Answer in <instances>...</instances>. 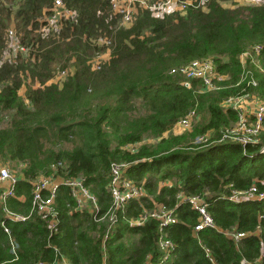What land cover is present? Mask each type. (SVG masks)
Here are the masks:
<instances>
[{"label": "trees", "instance_id": "16d2710c", "mask_svg": "<svg viewBox=\"0 0 264 264\" xmlns=\"http://www.w3.org/2000/svg\"><path fill=\"white\" fill-rule=\"evenodd\" d=\"M62 1L75 17L61 24L56 39L44 40L35 29L52 0H0V54L9 27L20 44L35 49L26 58L17 52L12 61L0 63V163L22 165L6 207L28 214L31 181L55 170L83 178L100 216L111 204L106 183L113 161L126 162L124 175L145 195L126 201L108 225L93 221L86 210H73V199L59 186L52 230L34 212L23 221L11 220L0 207V221L16 243L12 253L0 226V264L59 257L67 264H264V196L229 198L232 190L251 185L255 194L263 191L264 122L255 144L218 141L237 120L235 109L220 107L223 100L254 94L264 102V48L253 60H240L250 46L264 43V2L224 7L219 0H203L202 7L162 18L138 10L132 25L123 28L108 0ZM98 35L109 37L112 48L101 67L90 70L87 62L100 49L91 40ZM203 58L226 75L214 90H195L196 80L185 88L182 77L170 73ZM70 60L73 69L65 80L44 84L55 67ZM27 77L40 86L25 83ZM191 108L199 115L195 124L169 135ZM201 135L206 144L194 143ZM145 138L154 141L144 143ZM188 196L204 200L213 227L193 232L198 215L183 198ZM157 204L175 218L161 230L172 244L164 260L156 245L157 221L130 223ZM225 231L244 235L233 240Z\"/></svg>", "mask_w": 264, "mask_h": 264}, {"label": "built area", "instance_id": "2783aa9c", "mask_svg": "<svg viewBox=\"0 0 264 264\" xmlns=\"http://www.w3.org/2000/svg\"><path fill=\"white\" fill-rule=\"evenodd\" d=\"M241 1L243 3L240 2L239 4H236L248 5L264 2V0ZM108 4L110 11L117 18V26L123 28L129 27L133 23L138 10H147L151 16L162 18L163 16L173 12H183L189 6H204L203 0H108ZM74 17L75 11L66 7L62 0H52L47 11H44L43 15L38 19V29L42 33H46L48 30L52 29L57 32L58 28L64 21L73 19ZM17 40L18 37L16 35V31L11 27L7 28L4 33V48L1 54H7L8 51H10L12 54H16L17 52L24 53L28 47L20 44L19 40ZM91 41L95 45H102L104 47H107V45L110 44L109 37L104 35H98ZM262 48H264V43H256L250 46L249 51L242 54H248V56L253 60V56L258 54ZM1 61L2 60L0 58V63ZM90 68L91 70L99 69L100 61H93ZM60 72L61 74L64 73L63 70ZM170 73L181 76L184 80L180 81L179 83L185 88L191 87V80L198 81L200 83V88L198 91L214 90L218 87L219 82L225 80L226 78L225 74L219 73L215 70L213 62L210 58L192 59L185 64L171 68ZM249 82L250 84L254 85V81L252 79L249 80ZM244 96L247 95L228 97L222 102L228 101L232 98L239 99ZM251 96L253 107L249 114H240L237 108L231 106H221L223 109H235L237 111V120L235 122L236 124L234 123V127L233 124L231 127L223 131L218 141L228 139L241 145L255 144L259 142V136L263 130L264 102H262L255 95ZM197 118L198 113L196 112L195 108H191L183 116L178 118L172 127L188 130L191 121L193 119L197 120ZM206 141V135L196 136L194 138V143L197 144L204 145L206 144ZM260 149L261 151H264V140ZM57 164L61 166L59 162ZM126 166L127 164L124 161H113L109 164L106 190L111 197V204L109 208L105 210L100 216H96V211L98 209L97 199L89 191L87 186L84 185L83 178L81 176H65L63 174L56 173L55 170H53L47 176H40L31 181V199L30 210L28 214L24 215L10 211L6 207L5 202L9 196H13L14 184L18 177L12 174V172H10L6 167H0V207L2 214L7 219L23 221L30 215V213L34 212L40 219L45 221L48 228L52 230L56 222L54 197L58 187L63 186L66 187L69 196L74 201L73 210H86L92 214L93 221L98 222L107 220L108 225H111L114 222V212L116 210L120 209L126 201L130 199H137L145 194V191L140 184H136L124 175ZM261 184L263 186V191L260 193L255 194L256 188L254 185H251L247 190H232L229 198L235 199L239 197L247 198L253 196L256 198L262 197L264 196V180L261 181ZM183 198L188 201L190 207L194 209L198 215L197 222L192 227L193 232L204 227H213V222L206 211L204 200L201 197L188 196ZM146 217H152L157 221L159 235L156 238V245L162 253L161 258L164 260L172 249V244L169 242V240L162 236L161 230L167 224L175 221L174 215H172L170 209H165L161 205H156L155 208L147 211L141 217L130 220V223L140 224ZM0 226L2 227L3 232L8 235L9 250L13 253L16 249V243L9 236V229L5 226V224H3L2 221H0ZM226 234L233 240H236L244 235L242 232H230ZM35 264H67V262L63 257H59L53 262H37Z\"/></svg>", "mask_w": 264, "mask_h": 264}, {"label": "rangeland", "instance_id": "374dc122", "mask_svg": "<svg viewBox=\"0 0 264 264\" xmlns=\"http://www.w3.org/2000/svg\"><path fill=\"white\" fill-rule=\"evenodd\" d=\"M240 2L243 3L241 0H219V3L222 6H224V7L233 6L232 5L233 3H238L239 4ZM35 33L36 34H39V36L41 38H44V40H45L46 38H49V37L50 38H52V37L55 38V33L56 32H55V30L52 29V30H48L46 33H42L37 28V29H35ZM16 35L18 37V34L17 33H16ZM97 47L100 48L98 51H96L98 54L95 52L96 54L94 53L93 56L91 57V59L88 60L89 63L88 62L87 63L89 64V66H91V63L93 61L99 60L100 61V67H101V65L105 62L104 60H107L108 55L111 52L112 41L110 39V44H108L107 47H104L102 45H97ZM29 50H31L32 52L35 51L34 48H31V47L28 46V48H26V50H25L24 53H20L21 56L23 58H26L25 56H27ZM99 53H101V54H99ZM15 56H16V54H12V53H10V51H8L7 54H0V58L2 60L1 63L3 61H7V60L8 61H12L15 58ZM247 56H248V54H246V53L245 54H242L240 56V60H241L242 63H244V61H245V59H246ZM72 69H73V66H71V60L68 61L67 62V65H65L64 67H61V68L60 67H55V70H54V72L52 74L51 80L46 81L44 84H47L49 82H54V83H57V84L61 83L63 80H65L67 74ZM61 70L64 71L63 74H61V72H60ZM90 70H91V68H90ZM182 80H184V79L181 78L180 81H182ZM25 83L30 84V85H32V87H35V88L38 87V86H40L37 81L31 82V79L28 78V77H27V79L25 78ZM199 88L200 87H199V84H198V81H197L196 85H194V89L195 90H198ZM24 91H25V86L24 85H21V87L18 89V95L22 96L23 93H24ZM251 95L254 96V94H248L247 96L241 97L239 99H237V98L229 99L228 101L222 102L220 104V107L221 106L222 107H227V106L229 107V106H231V107L237 108L239 110V113L240 114H242V113L249 114L252 111V107H253L252 96ZM198 117H199V115H198ZM5 120H6V117H5ZM196 121L197 120H194V119L191 121V124H190V127L188 128V130H190L191 126L193 124H195ZM235 124L233 125V127L235 126ZM188 130H182V129L178 128V127H172L169 130V133L168 132L167 133L169 135H180V134H182V133H184V132H186ZM167 133H164V134L166 135ZM153 141L154 140H150L148 138H145L143 140L144 143H151ZM133 146H135V145H128L127 148L132 149ZM0 167H6L10 172H12V174H14L15 176L18 177V176H20V170L22 168V165L20 163L17 164V163H14V162L11 163V162H7L6 161L4 163H0Z\"/></svg>", "mask_w": 264, "mask_h": 264}, {"label": "crops", "instance_id": "0c3cea01", "mask_svg": "<svg viewBox=\"0 0 264 264\" xmlns=\"http://www.w3.org/2000/svg\"><path fill=\"white\" fill-rule=\"evenodd\" d=\"M163 135H165V134H163ZM87 188H88V187H87ZM89 191H90V190H89ZM144 195H145V194H144ZM179 197H181V195H179ZM251 198H256V197L253 196V197H251ZM157 205H161V204H157ZM161 206H163V205H161ZM155 207H156V206H155ZM155 207H154V208H155ZM163 207H164V206H163ZM165 209H166V208H165ZM226 233H230V232L225 231L224 234L227 235ZM227 236H228V235H227ZM230 238H231V237H230ZM231 239H232V238H231ZM204 251H205L206 253H208L207 249H204Z\"/></svg>", "mask_w": 264, "mask_h": 264}]
</instances>
